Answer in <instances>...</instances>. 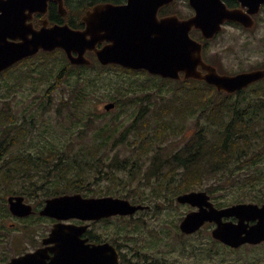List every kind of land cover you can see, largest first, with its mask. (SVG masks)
I'll use <instances>...</instances> for the list:
<instances>
[{
  "label": "trees",
  "instance_id": "trees-1",
  "mask_svg": "<svg viewBox=\"0 0 264 264\" xmlns=\"http://www.w3.org/2000/svg\"><path fill=\"white\" fill-rule=\"evenodd\" d=\"M69 1H66L68 7L71 6ZM73 1L79 2L77 9L96 5L100 0ZM232 1L238 4L236 0ZM174 4L162 10L167 9V13H170ZM55 7V3L50 4V16ZM178 13L181 17H186ZM73 19L71 15L67 21L72 27H79ZM199 38L207 42L201 35ZM33 60L35 61L32 63V68L14 71L19 69L20 65L26 62L31 63ZM14 66L15 68L0 74V96L2 97L12 95L17 86L30 83L36 70L40 75L41 84H44V80L51 76L55 78L47 89L48 96L56 85L62 84L67 79L65 74L69 68L68 75L76 72L75 69H79L77 74L80 75L86 72L93 73L87 85L83 88H73L70 97L66 98L57 109L59 114L62 109H66L71 121L76 118L79 121L74 123L73 128L68 127L63 134L57 130L55 138L58 142L51 146L46 145L45 150L41 147L37 158L24 146H18L22 135H25L23 130H28V126L19 122L20 118L16 112L4 108L3 105L6 103H0V188L6 194L30 197L36 190L35 186L38 185L42 189L40 199L42 203L43 197L51 198L89 191V184L97 183L96 180L99 178L96 175L97 172L104 166L108 168L106 166L108 163V166L116 165L117 171L113 172L109 168L106 171L105 168L104 175L112 183L124 188L129 187L132 181L125 180L118 175V172L129 171V177L144 172L145 180L159 177L158 181L154 180L153 185L157 188L152 191L180 193L200 188L214 194L221 191L219 188L223 189L222 184H227L233 189L243 191L241 192L243 194L236 197L233 202L264 203V79L238 92L225 93L218 91L215 86L205 81L184 79L183 82H178L162 78L161 81L168 83L167 85L177 84L173 94L167 100H163L160 108L153 112L152 115L156 114L155 124L151 125V118L147 117L146 111L136 115L134 124L126 130L127 132L133 127L137 132L131 146L132 154L125 159H119L118 153L113 154V152L119 145L124 144L126 132L122 133L123 135H116L114 130H110L111 125L106 124L98 125L96 134L91 133L88 128L81 127L80 117L75 111L85 100L98 96L99 80H102L105 86L111 84V80H107L108 78L104 76L110 73L111 77L112 71L117 70L101 66L96 57L90 66H74L69 63L61 49L53 52L41 51ZM10 72L13 73L9 75ZM131 72L138 73L133 70ZM142 73L152 75L147 71ZM11 77H13L12 83L5 85L1 83L2 79L9 80ZM117 85L121 93L136 89L126 79L120 80ZM3 100L0 97V101ZM86 117L87 115L83 116V118ZM103 117V115H97L99 121H102ZM92 118L93 116H89L88 122ZM34 120L35 115L32 114L30 123L32 126L35 123ZM189 120H196L197 126V129L191 133H187ZM138 122H141L139 126ZM56 127L52 125L53 131ZM4 130L8 132L7 136H14L4 141L1 135ZM174 134L179 138L187 135V139L171 151L169 144L162 146L161 143L169 140ZM68 136L75 140H67ZM75 141H79L80 145H76ZM146 158H149V161L145 160ZM34 169L37 170L38 175L40 174L37 181L33 178ZM89 175L94 180H91ZM52 176H57L54 181H51ZM178 176L181 180L168 181L169 177ZM209 179L210 181L206 183ZM127 190V192L118 190L115 192H118L120 197L136 203L148 200V197L134 195L133 188ZM105 192L113 193L110 189ZM8 212L10 211L7 209L3 216H9Z\"/></svg>",
  "mask_w": 264,
  "mask_h": 264
},
{
  "label": "water",
  "instance_id": "water-1",
  "mask_svg": "<svg viewBox=\"0 0 264 264\" xmlns=\"http://www.w3.org/2000/svg\"><path fill=\"white\" fill-rule=\"evenodd\" d=\"M50 1L59 4L64 16L68 14L64 0H0V73L40 51L62 49L74 65L91 64L86 56L90 50L104 65L146 70L171 79H181L184 74L185 79L205 81L225 93H235L264 79V68L235 74L220 73L216 66L205 61L203 43L191 35L196 29L206 39H212L223 30L227 21L253 28L254 15L260 12L264 0H237L240 6L236 8L228 7L223 0H189L195 13L187 18L177 14L159 18V9L174 0H129L126 5L93 6L83 16L87 25L84 29L74 28L69 23L49 25L48 18L42 20L40 28H35L31 21L33 14L46 13ZM103 41L108 44L98 48L97 44ZM114 105L107 103L105 108ZM178 201L199 207L182 221L181 228L185 232H193L206 221H214L217 227L213 236L229 245L264 241V204L237 203L218 209L202 190L181 194ZM8 203L14 216L26 217L35 213L33 206L25 202L24 195H10ZM140 208L145 206L121 197L85 198L81 193H73L46 199L39 214L63 220L127 215ZM231 216L239 221H222L223 217ZM250 220L255 223L250 224ZM76 231L73 226L66 227L64 222L55 224L45 239V242H57L52 261L48 262L44 259L45 254L36 251L13 257L7 264H85L87 259L81 257H97L107 248L108 244H102L86 250ZM108 259H118L117 251L109 254Z\"/></svg>",
  "mask_w": 264,
  "mask_h": 264
},
{
  "label": "rangeland",
  "instance_id": "rangeland-1",
  "mask_svg": "<svg viewBox=\"0 0 264 264\" xmlns=\"http://www.w3.org/2000/svg\"><path fill=\"white\" fill-rule=\"evenodd\" d=\"M82 8L83 7H78L77 9L82 10ZM173 9H179L180 13L183 15L192 11L186 0H180V3H177ZM257 20L259 24L251 32H245L239 27L231 26L226 28L222 35L208 41L207 53L211 58H218V64L221 66L223 72L235 73L244 70L248 71L264 65V7L257 16ZM34 61L35 60L31 63L26 62V67L22 66V68H32V63ZM75 70L76 72L68 75L70 68L68 69L67 74H65L67 75V79L62 84L56 85L54 89L51 90L50 96H48L47 89L55 80L54 76L44 80V84H41L40 75L38 71H35L36 75H34V79H30V83H25L23 86H17L12 95L2 97L10 101L9 104L3 105L4 108L7 110L13 109L16 112V115L20 118L19 122L28 126V130H23L25 135H22L18 146H24L27 151L33 152L36 158L40 153L41 147L45 150L44 148H46V145L51 146L53 143L58 142V139L55 138L57 130L63 134L68 127L73 128L75 125L74 123L78 120L76 118L74 121H71L69 119V112L66 109L61 110L62 114H59L57 110L58 107L64 103L65 99L70 97L73 88H83L87 85L90 78H92L90 75L93 72H86L80 75L77 74L79 69ZM115 70L117 71H112L111 77L110 73L104 76L108 78L107 80H111V84L105 86L102 80H99L97 85L98 96L85 100L78 109H75L78 114L77 116L80 117L81 127L85 129L88 128L91 133L96 134L98 131V125L109 124L111 125L110 130H114L116 135H123L122 133L126 132L131 124H134L133 120L141 111H146L148 114L147 117L151 118V125L155 124L157 120L155 116L156 114L152 115L153 112L160 108L163 104V100H167L168 97L173 94L174 87L177 86V84L174 83L167 85L168 83L161 81L162 78L159 76L142 73L146 72L144 70H133L138 73L131 72L132 69L118 68ZM122 79L131 82L136 89L121 93L117 84ZM12 82L13 77L9 80H1V83L4 85ZM115 100L118 101L116 107L111 111L105 110V104ZM32 114L35 115V123H33V126L30 124ZM84 115H87V117L83 118ZM97 115H103V120L99 121ZM89 116H93L90 122H88ZM188 123L189 128L187 133H191L197 129L196 120H189ZM53 124L57 126L54 131L52 129ZM140 124L141 122L137 123L138 126ZM130 129L131 130L125 133L126 139L124 144L119 145L113 152V154L118 153L117 158L119 159H125L132 154L133 149L131 146L133 144V138L137 132L133 127ZM151 132L154 133V131ZM7 133L8 132L4 130L1 134L4 141L14 136H7ZM186 139L187 135H183L179 138L178 135L174 134L169 140H166L161 144L162 146L169 144V149L173 151L180 144L184 143ZM67 140L72 141L75 140V138L68 136ZM75 143L78 146L80 145L79 141H75ZM161 144L158 145L160 146ZM145 160L149 161V158H146ZM106 166L113 172L117 171V167L114 164L108 166V163H106ZM105 168L106 167L104 166L99 172H97L96 175L99 177L98 180H96L97 183H90L88 186V189H90L89 191L85 190V192L79 193L84 195L87 193V196H119V193L115 192L116 190L119 192H127V189L133 188V194L141 196L157 188V186L155 187L153 185L154 180L144 179V172H142V174L137 173L134 177L128 176L129 171L125 173L118 172V175L125 180L132 181L129 183V187L125 185L127 188H124L123 186L109 181L103 173ZM108 168H106V171H108ZM36 171L37 170L34 169L32 174L37 173ZM35 177L37 181L38 177L40 178V174H35ZM56 177L57 176L50 177L51 181H54ZM89 177L91 180H94L91 175H89ZM104 177H106V179ZM208 181H210V179L206 180V183ZM109 185L111 186L108 187ZM222 186L223 189L219 188L221 191L216 193V195L224 197L229 203H236L237 201L233 202L235 198L243 194L241 193L243 192L242 190L233 189L232 186L227 184H222ZM35 189L33 195L30 197L25 196L27 199L26 201L33 204L34 207L41 208L47 197H43L44 201L41 203L42 189H40L38 185L35 186ZM109 189L113 193L105 192ZM195 190H200V188ZM10 195L12 194H6V192L0 188V264L3 263L1 259H8L11 258V256L18 255L19 253L31 249L33 245H36L35 243L46 235L52 227V219L47 217H43L42 219H38V217L21 219V217H14L11 212H8L9 216L4 217V213L7 212V209L9 210L7 198ZM132 202L136 203L134 201ZM154 202L156 201L152 199L145 200L142 204L149 205L152 210L149 212H141L138 214L137 219L128 220L113 218L114 220H112V222H110V220L105 221L100 224V227L101 229H104L105 227L110 226V224H113V226L127 225L130 226L129 232H133L135 227H140L142 228L144 235H152L154 236L153 238L158 241V246L156 248L150 250L145 246L144 242H133L130 240V236L127 233H124L123 236L120 237V234L117 232L112 236L103 232V236L114 238L115 240L117 239L123 259H186L185 255L177 248L165 250L166 244L171 243L174 238H166L164 231H172L178 218L189 209L187 210L186 206L172 205L168 210L163 202H157L155 205ZM179 213L181 214L178 215ZM37 215L38 212L34 214V216ZM124 239H126V242H123ZM194 239L201 244L202 248L196 253V259H205L206 264H210L212 262L211 259H235L233 255L223 253V251H219V254L215 255L207 253V248L210 246V235L208 234L207 228L204 230L202 229ZM151 253L155 256H151ZM241 254H243L242 259H246L248 264L256 263V258L253 256L252 250L236 254L237 259H241ZM191 259H194V257L192 256ZM260 259L261 262H264V256ZM243 264H245V262Z\"/></svg>",
  "mask_w": 264,
  "mask_h": 264
},
{
  "label": "flooded vegetation",
  "instance_id": "flooded-vegetation-1",
  "mask_svg": "<svg viewBox=\"0 0 264 264\" xmlns=\"http://www.w3.org/2000/svg\"><path fill=\"white\" fill-rule=\"evenodd\" d=\"M66 1L67 0H64V5L66 6V8L68 10V14L66 16H64L60 12L59 4L56 1H50L48 4V10L46 13L43 14L40 12H36L33 14V19L31 21L34 24V27L40 28L43 25L42 20H45V18H48L49 25L69 23V22H67V18L68 17L70 18V16L72 15L74 17L73 21L75 23L77 22V24H79V27H76V28H80V29L86 28L87 25L83 20V16L93 6L89 7L87 5L86 7L82 8V10H79V9H76V6L79 4L78 1L72 2V0H70L68 3L71 2V6H69V7H68ZM223 1L230 8H236V7L240 6L239 3L236 4L232 0H223ZM187 2H189V0H187ZM53 3L56 4V7L53 9V13L50 16L49 15L50 4H53ZM128 3H129V0H120V1L100 0L97 2V4H114V5H126ZM177 3H180V0H175L172 4H174V6H175ZM263 7H264V5H263ZM163 8H165V6H163L159 9V12H158L159 18L165 17L166 15L173 14V13L179 14L178 12H180L179 9H172L170 13H167V9L162 10ZM191 9H192V11L190 13L185 14L187 17H189L195 13L193 8H191ZM257 16L258 15L255 16V22L256 23H255V26L253 28H247L244 25L239 24L237 22H226L225 24H223L222 32L217 34L213 39L222 35L224 33V30L228 27H231V26L239 27L242 30H244L245 32L253 31V29L255 27H257L259 24V22L257 20ZM200 33L201 32L198 30L192 31V35L193 36L195 35L194 37L197 38L198 40H200V38H199L201 35ZM200 41L203 42V56H204L205 60L208 63L216 66L217 69L219 70V72L227 73V72H223V70L221 69V66H219V64H218L219 60L217 57H214V58L209 57V55L207 53V51H208V44H207L208 40H207V42H205L203 40H200ZM106 44H108V41L99 42L97 44V46H98V48H102ZM86 55L92 61H93L94 57H97L96 54L90 50H88L86 52ZM216 61H217V64H216ZM99 64L101 66L112 67L114 69H118V68L123 67L121 65H116V64L104 65L101 62H99ZM22 66L26 67L25 64L20 65L19 69L14 70V71H19L22 68ZM263 67H264V65L260 66L258 68H263ZM10 68L13 69V68H15V66L13 65ZM123 68L128 69V70L130 69V68H126V67H123ZM9 69H7V70H9ZM250 70H253V69H250ZM244 71H246V70H244ZM12 73L13 72H10L9 75H11ZM235 73H238V72H235ZM228 74H234V73H228ZM34 75H36L35 72H34ZM183 77H184V75L182 74V78L180 80H178V82H183V79H184ZM33 79H34V76H33ZM0 97L2 98V96H0ZM2 99H4V98H2ZM9 102L10 101L8 99H6V100L4 99L3 101H0V103H6V104H9ZM117 102H118L117 100L108 102V103H114L115 105H114V107H112L110 109H106V110L107 111L113 110L116 107ZM10 110L14 111L13 109H10ZM33 174H37V173H33ZM178 177H169L168 181H176L177 179L181 180L180 176H178ZM33 178L34 179L36 178L35 175ZM152 179L158 181L159 177H154ZM213 179L216 180L215 178H213ZM200 190L207 192V194L210 196V202H212L213 205L218 209H223V208L229 207L231 205H234L236 203H239V202H236V203L227 202L224 197L216 195V193H218V192H215L213 194V193H211L205 189H200ZM200 190H195V191H200ZM190 191H193V190H190ZM190 191L180 192V193H172V192H165V191H151V192H147L144 195H142V196L148 197V199L155 200L156 202H154V205L157 202H160V201L163 202L166 205V209H168V210L170 209V207H172V205H174V206H178V205L186 206L187 210L189 209L186 213L182 214L178 218V221H177V223L174 226L172 231H169V230L164 231L166 238H171V237L174 238V240L171 241V243L166 244L165 250H168L171 248H177L179 251H181L185 255L186 259H129V258L123 259V255H122L121 250L119 248V245L117 243V239L115 240L114 238H108V237L103 236V234H104L103 232H106L110 236H112L113 234H116V232H117L118 234H120V237H122L124 233H127L130 236V240H132L133 242H144L145 246H147L150 250H152L153 248H156L158 246V244H157L158 241L156 239H154L153 238L154 236H152V235H144L142 228H140V227H135L133 232H129L130 226H127V225L113 226V224H110V226H107L104 229H101V227H100L101 223H103L105 221H109V220H110V222H112V220H114V219H128V220L137 219L138 214H140L141 212H149L152 210L149 205H146L145 208H140V209L136 210L134 213L127 214V215L116 214V215L105 216V217L94 216L92 218L73 217V218L63 219V220L56 219V218H50V219H52V227H51L50 231L46 235H44L40 240H38L35 243L36 245H33V247L31 249L24 251L22 253H19L18 255L11 256V258L1 259L3 261L2 264H7L13 257L23 255L27 252H36V251H37V253L41 252V253L45 254L44 259H46L48 262L54 260V258L56 256L57 242L56 241L45 242V239L50 235L55 224H57L59 222H64V225L66 227L73 226L74 228H76V230H78V231H76L79 234L78 238L80 239V241L82 242V244L86 250H90V249H92L98 245L108 244L107 248H105V249L103 248L104 250H102L100 252V255L97 257H93V258L81 257V259H87L85 264H206L205 259H196V253L199 252L202 248H201V244L197 240L194 239L196 237V235H198V233L202 229L204 230L205 228L208 229V234L210 235V241H209L210 246L207 248V253H209L210 255H215V254H219V251H223V253L231 254L235 258V259H219V260L211 259L212 262L210 264H243L244 262H245V264H248L246 259H242L243 254H241V259H237L236 254L244 253L245 251H250V250L253 251V256H255V258H256L255 264H264V262H261V259H260V258H263V256H264V241L260 242V243H256V244L244 243V244H241L239 246L229 245V244L223 242L222 240L215 238L213 236V230L217 227V223L214 221H206L199 229H197L193 232L183 231L181 228V223L185 219V217L190 212L199 210L198 206H194L188 202L182 203V202L178 201L179 195L184 194V193H188ZM85 194L86 195L82 194L83 197H85V198L102 197V196H87L88 194L87 193H85ZM105 196H107V195H105ZM26 200L27 199L25 197V202L29 203ZM29 204H31V203H29ZM133 204L138 205V204H142V203L138 202V203H133ZM261 204H263V203H261ZM31 205L33 206L35 213L38 212V215L34 216V214H35L34 213V214L30 215V217L29 216H27V217L28 218L38 217V219H42L43 217L42 216L40 217V214H39L41 208L34 207L33 204H31ZM142 205H145V204H142ZM8 208H9V205H8ZM180 214L181 213H179L178 215H180ZM27 217H22L21 219H24ZM17 218H19V217H17ZM222 221L223 222H229V221L238 222L239 219L235 216H231V217H223ZM249 223L253 224V223H255V221L250 220ZM143 238H144V240H143ZM123 242H126V239H124ZM115 250L118 253V259H108L109 254L112 255ZM104 253H106V257H104ZM161 254H162V252H161ZM151 256H155V255H153L151 253ZM192 256L194 257V259H191ZM162 258H166V257H162Z\"/></svg>",
  "mask_w": 264,
  "mask_h": 264
}]
</instances>
